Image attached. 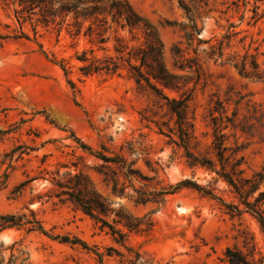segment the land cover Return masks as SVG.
Listing matches in <instances>:
<instances>
[{
    "label": "rangeland",
    "instance_id": "1",
    "mask_svg": "<svg viewBox=\"0 0 264 264\" xmlns=\"http://www.w3.org/2000/svg\"><path fill=\"white\" fill-rule=\"evenodd\" d=\"M129 1L139 13L159 27L167 68L173 74L185 76L186 82H189L187 89H193L191 107L200 150H205L213 140L210 115L219 99L225 104L229 116L238 110L240 117H247L249 121L255 109L264 114V82L243 78L229 64L208 59L205 53L209 52L212 44L224 41L225 45L228 44L226 37L230 32H240L231 38V47L225 51L226 57L249 51L256 55L264 69V0H248L246 6L244 0H210L196 20L195 32L196 39L210 41V44H199L196 40L191 47L182 26L191 30L194 27L192 16H187L179 7V0ZM205 1L197 2L204 5ZM186 2L190 3V0ZM255 6L259 7L257 22L252 20ZM6 24L12 29L17 27L0 8V31L11 30L5 27ZM231 24L237 28H232ZM26 31L34 36L29 25ZM40 33L42 37L38 40L49 58L32 41L11 39L0 43V129L15 128L8 140L0 144V155L14 144L24 143L40 148L31 154L29 160L27 157L15 163L8 187L0 192V214L33 210L49 234L78 238L88 244L90 251L43 234L27 235L15 230L0 234V241L6 247L19 242L15 254L18 255L19 250L26 252L24 264H100L95 252L105 255V264H129L127 259L118 255L128 256L127 248L115 243L109 229L101 230L92 219L70 205L60 204L57 199L49 201L53 186L47 181L29 183L24 192L13 199L12 190L23 181L39 176L42 169L60 170L61 173L67 171L61 168L60 163L73 160L71 154L75 143L70 139L71 132L94 148H98L101 142L117 149L126 142H144L150 157L159 162L161 176L167 182L175 184L187 178L193 179L216 189L227 200L231 199L226 185L215 183L214 174L205 169L188 167L182 157L183 152L168 145V138L159 135L153 123L141 120L143 113L153 117V112H158L156 119L168 124L171 122L166 110L155 106L152 90L145 83L139 86L127 69L115 75L84 76L76 53L88 47L85 40H74L66 33L58 38L56 33L42 29ZM176 46L181 48L186 58H198L200 72L181 71L176 67L177 59L181 61L173 55ZM194 49L198 50L197 54ZM53 55L67 61L69 79L52 62ZM68 80L74 85H70ZM165 93L171 97L178 96L170 91ZM240 136L248 144L244 168L247 175H251L264 165V118L260 134L253 138ZM49 140L57 142L42 148V144ZM77 153L81 154L80 151ZM88 164H93V161L89 160ZM139 166L153 175L146 170L142 160ZM45 176L49 178V175ZM93 177L99 191L108 196L102 179L97 175ZM112 201L115 209L122 205L136 217L146 216L153 220L149 232L129 234L127 241V246L146 254L150 264H228L225 259L228 247H238L248 254L244 238L252 244L256 243L258 250L264 252V237L251 215L232 217L217 201L197 191L183 190L170 197L163 207H136L119 198H112ZM109 221L112 222V218ZM110 248L115 250L112 257L107 255ZM10 255L11 250L6 251L7 259Z\"/></svg>",
    "mask_w": 264,
    "mask_h": 264
},
{
    "label": "trees",
    "instance_id": "2",
    "mask_svg": "<svg viewBox=\"0 0 264 264\" xmlns=\"http://www.w3.org/2000/svg\"><path fill=\"white\" fill-rule=\"evenodd\" d=\"M197 1L190 0V3H187L186 0H179V7L187 16H192L191 22L194 24L191 30L182 26L189 47L193 46L196 40L199 44H210V41L196 39L195 33L196 20L201 17L202 9L204 6L208 7L210 0H206L204 5ZM234 4L240 7L238 3ZM248 4L249 1L244 0V6ZM0 8L17 26L12 29L6 24L5 27L11 30L0 31V43L11 39L32 41L37 43L43 55L49 58L50 55L38 40L42 37L40 29L54 32L58 38L66 33L74 40L87 42L88 47L76 53V60L82 64L80 71L84 76L115 75L127 69L139 86L145 83L152 90L155 106L166 110L173 125L171 122L168 124L156 119L158 112H153V117L143 113L141 120L153 123L158 129V134L168 138V145L182 151V157L188 167L205 169L214 174L215 183L225 184L231 197L227 200L216 189L189 178L175 184L167 182L161 176L162 168L159 162L153 161L144 142H126L118 149L101 142L98 148H94L75 132H71L70 139L75 143L71 154L73 160L70 163H60L61 168H66L67 171L61 173L60 170L52 172L47 168L42 169L39 176L23 181L12 190L13 199L20 196L29 183L37 180L47 181L53 186L51 195L48 196L49 201L57 199L60 204L70 205L75 211L92 219L101 230L109 229L115 243L127 248L128 256L118 255L127 259L129 264H150L146 254L127 246V241L129 234L149 232L153 227V220L146 216L136 217L122 205L115 209L112 198L127 200L136 207H163L170 197L183 190H194L217 201L232 217L251 215L259 224L264 237V165L260 170L247 175L244 165L248 144L243 142L240 136L242 134L253 138L260 134L263 113L255 109L249 121L247 117L241 118L238 110L229 116L225 104L219 99L210 115L209 126L213 131V140L205 150H200L191 107L193 89H187L189 82H186L185 76L169 71L159 27L139 13L129 0H0ZM258 10L259 7L255 6L252 20L255 19L256 22L259 20ZM243 20L244 17L241 18V21ZM28 25L34 36L26 31ZM231 27L237 28L234 24H231ZM239 34L240 32H230L226 37L229 41L226 45L225 41L212 44L209 52L205 51L207 58L229 64L243 78L264 82V69L256 55L247 51L243 55L234 53L226 57L225 51L231 47V38ZM194 51L197 54L198 50ZM173 55L181 59H177L176 67L179 70L200 72L198 58H186L179 46L175 47ZM52 62L58 65L68 78L70 69L67 61L53 55ZM68 81L70 85H74L71 80ZM165 91L177 93L178 96L171 97ZM14 131L13 127L0 129V144L7 141ZM231 138L234 139L233 142L230 141ZM55 142L57 140H49L42 144V148ZM39 150L40 148L24 143L14 144L9 151L0 155V192L8 187L15 163L22 162L27 157L29 160L31 154ZM78 151L81 154H78ZM133 155L137 156L131 159L130 156ZM89 160H92L93 164H88ZM140 160L153 175H149L139 166ZM44 174L49 175V178ZM94 175L102 179L109 192L108 196L99 191L94 182ZM111 218L112 222L109 221ZM11 230L27 235L43 234L53 240H60L73 247L81 246L90 251L88 244L78 238L49 234L43 221L33 210L0 214V234ZM249 241L248 238L243 240L248 254L238 247L226 249L225 259L228 264H264V252L258 250L256 243ZM18 243L14 242L6 247L5 243L0 241V264L25 263L24 250H19L18 255L15 254ZM8 250H11V255L7 259ZM113 251L115 250L110 248L107 255L112 257ZM95 254L98 262L105 264V255L100 252Z\"/></svg>",
    "mask_w": 264,
    "mask_h": 264
}]
</instances>
